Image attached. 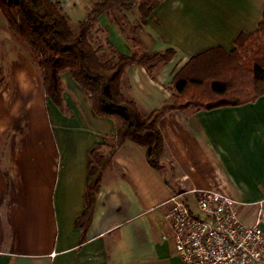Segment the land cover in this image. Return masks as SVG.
Listing matches in <instances>:
<instances>
[{"label":"crops","instance_id":"0c3cea01","mask_svg":"<svg viewBox=\"0 0 264 264\" xmlns=\"http://www.w3.org/2000/svg\"><path fill=\"white\" fill-rule=\"evenodd\" d=\"M51 1L77 31L97 0ZM135 1L128 10L101 15L99 25L118 53L132 52L131 26H138L145 52H175L151 73L138 64L126 69V95L145 114L172 96L175 77L191 59L211 49L233 51L242 33L258 30L264 12V0H157L142 23L139 7L145 0ZM5 31L0 34V72L3 82L8 78L0 87V264H183L166 220L165 202L173 194L219 189L250 204L242 208L248 221L256 204L264 205L263 95L239 106L167 112L159 121L164 169L150 166L144 147L126 142L104 171L90 224L78 227L90 151L114 137L119 121L95 116L70 72L61 75L63 106L54 104L32 49L24 44L11 51Z\"/></svg>","mask_w":264,"mask_h":264},{"label":"trees","instance_id":"16d2710c","mask_svg":"<svg viewBox=\"0 0 264 264\" xmlns=\"http://www.w3.org/2000/svg\"><path fill=\"white\" fill-rule=\"evenodd\" d=\"M135 0H97L86 21L77 31L57 3L51 0H0V9L15 35L30 46L43 75L48 97L63 106L61 75L72 76L80 90L91 100L97 117H114L119 121L113 138H107L90 151L88 162L86 206L78 227L86 230L92 219L95 198L105 169L116 152L131 141L146 149L152 168L165 167V140L159 128L160 119L169 111L195 108L212 110L251 103L264 95V12L258 30L242 33L236 49L227 52L211 49L194 57L177 74L172 96L149 114L126 95V69L130 65L147 66L151 73L160 63L169 62L173 50L163 53L145 52L136 37L138 26H131L130 55L118 53L104 41L100 16L110 10L125 11ZM157 0L140 4L142 23L151 15ZM122 33L126 27L117 22ZM103 150L98 154V150Z\"/></svg>","mask_w":264,"mask_h":264},{"label":"built area","instance_id":"2783aa9c","mask_svg":"<svg viewBox=\"0 0 264 264\" xmlns=\"http://www.w3.org/2000/svg\"><path fill=\"white\" fill-rule=\"evenodd\" d=\"M165 205L183 264H264L263 202L251 221L242 213L250 204L215 188L181 190Z\"/></svg>","mask_w":264,"mask_h":264},{"label":"rangeland","instance_id":"374dc122","mask_svg":"<svg viewBox=\"0 0 264 264\" xmlns=\"http://www.w3.org/2000/svg\"><path fill=\"white\" fill-rule=\"evenodd\" d=\"M116 15V14H115ZM7 27V28H6ZM5 29H8V32L6 33V35H8V43H9V47H10V50L12 51L13 50V46H15L16 48H20L22 47V45L25 47L26 44L24 41H22L20 38H18L15 33L13 32V30L11 29V27L9 26L5 16L3 15L1 9H0V34H2V32H6ZM4 34V33H3ZM26 44V45H24ZM6 45V43H5ZM29 46V45H28ZM30 47V46H29ZM31 49V48H30ZM3 52V51H2ZM33 57L35 56L33 53L31 54ZM7 67V66H5ZM3 68V67H2ZM5 74H4V71L2 69V72H0V87H1V84H6L8 78H6L5 82L4 79H5ZM8 77V76H7ZM101 152H103V150H98V154H100ZM183 190V189H182Z\"/></svg>","mask_w":264,"mask_h":264}]
</instances>
